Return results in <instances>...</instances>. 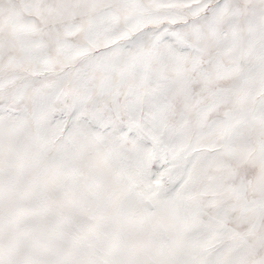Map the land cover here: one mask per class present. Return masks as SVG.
<instances>
[{"label":"snow or ice","instance_id":"1","mask_svg":"<svg viewBox=\"0 0 264 264\" xmlns=\"http://www.w3.org/2000/svg\"><path fill=\"white\" fill-rule=\"evenodd\" d=\"M0 264H264V0H0Z\"/></svg>","mask_w":264,"mask_h":264}]
</instances>
